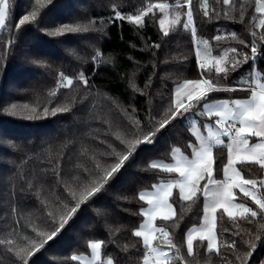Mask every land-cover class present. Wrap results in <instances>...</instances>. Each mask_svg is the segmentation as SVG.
<instances>
[{
	"label": "trees",
	"instance_id": "1",
	"mask_svg": "<svg viewBox=\"0 0 264 264\" xmlns=\"http://www.w3.org/2000/svg\"><path fill=\"white\" fill-rule=\"evenodd\" d=\"M43 2L44 7L39 8L37 0H19L10 44L2 52L3 60L4 55L6 58L4 67H0V75H3L0 89V264H22L14 252L8 251V240L13 241L11 247L15 250L35 238L32 227L39 224L43 230H48L42 224L46 210L42 209L41 201H50L56 187L55 171L58 168L67 178L69 174H75L78 164L103 152L105 145L101 141L112 142L115 136L121 135L122 126L128 123L133 109L135 119L143 126L134 131L142 139L143 135L159 126L158 123L149 125L150 115L159 122L167 118L175 87L184 80L201 79L192 34L182 25L165 37L160 30L161 13L158 10L145 18L143 28L127 19H112L116 10L131 14L155 3L173 5V12L180 13L183 19L187 7H175L177 0ZM209 4L215 13L220 14L219 19L213 15L208 20L198 11L199 0L194 4L201 50L205 40L209 42L213 55H220L230 47L241 48L235 40L218 42L214 39L217 35L234 31L249 43L250 51L251 31L256 30L258 36L261 34L254 29L259 18L255 14V0H232L227 6L223 0H209ZM38 8L35 23L24 26L22 30L16 29L15 24L24 15ZM241 11L244 23L240 22ZM224 12L235 19L224 18ZM90 22L95 23L88 32L50 35L63 24L87 25ZM156 44H160V48H155ZM97 50L101 53L99 62L92 59ZM261 51L264 52V48ZM256 66L264 70V54L258 56ZM61 72L74 79L71 87L64 88L58 84ZM81 72L89 78L87 87L75 81ZM248 72L249 68L245 66L231 79L236 81ZM205 77L216 80L214 72L205 73ZM241 96L245 94L215 92L209 94V101ZM13 105L16 106L15 114ZM45 108L49 109L47 115L44 114ZM63 108L69 110L52 114V109ZM125 110L129 115H125ZM191 119L202 120L205 117L193 113L187 118H178L161 129L153 143L140 145L106 190L82 206L53 241L29 258V264H78L70 261V257L88 253V239L104 240V257H113L117 264H141L143 242L132 234L143 218L141 209L145 202L139 199V193L154 183L176 179L177 173L152 169L150 165L155 161H171L174 147L185 154L191 153V149L185 150L189 141H195L190 130ZM213 157L214 168L218 166L214 177L220 179L227 161V149L222 145L214 146ZM114 162L107 161L108 164ZM236 167L245 178L259 179L263 176L257 165L237 164ZM237 198L245 200L250 207H256L243 195ZM170 202L176 217L171 221L159 218L156 224L172 233L173 242L180 248L179 254L185 257L187 264H241L236 256L243 260L248 251L252 252L248 264H264V228L260 227L264 218L251 223L233 221L218 210L215 231L219 243L223 245L225 240L229 243L235 240L236 249L222 247L219 254L208 252L207 243L197 241L194 255L189 257L186 232L201 221L202 193L193 202H185L180 200L174 188ZM237 231L240 235H233ZM250 240L256 243L255 249L250 248ZM154 244L158 242L154 241Z\"/></svg>",
	"mask_w": 264,
	"mask_h": 264
},
{
	"label": "snow or ice",
	"instance_id": "2",
	"mask_svg": "<svg viewBox=\"0 0 264 264\" xmlns=\"http://www.w3.org/2000/svg\"><path fill=\"white\" fill-rule=\"evenodd\" d=\"M47 2L51 3V0H47ZM231 3L232 0H223V4L226 6ZM194 4L195 0H183V3L177 0L175 7H187L183 19L180 13L173 12V5L168 3L149 4L138 14L125 16L120 10L115 12V17L112 19H127L129 23L143 28L145 18L149 14L154 15L155 11L158 10L162 14V18L159 20L160 30L165 37L180 25L185 31H190L196 49L201 79L184 80L183 84L177 86V95L187 85L194 86V90L186 93L183 99L173 98L167 118L163 119L162 122L156 121V117L150 115L149 125L158 123L159 126L154 131H149L143 135L142 139L134 131L143 127L141 122L134 117L135 110L133 109L131 115L125 110V115H129L128 123L122 126L121 135L115 136L112 142L101 141V144L105 145L103 152L96 153L84 160L83 163L78 164L75 174H69L67 178L63 175L62 169L58 168L55 171L57 182L56 187L52 190L51 199L50 201H41L42 209L46 210L42 224L48 230H43L39 224L32 227L35 238L30 239L26 246L15 250L11 247L13 241H7L8 251L14 252L18 262L29 264V258L44 249L50 241H53L73 220L82 206L92 202L106 190L109 183L122 170L126 162L132 158L140 145L153 143L161 129L170 125L174 120L182 117L187 118L188 114L193 113L198 117H207L208 122L202 124V131L197 121H192V135L195 137V141H189L185 147V150L191 149V158L185 156L180 148H173L174 163H152L150 165L152 169L178 173L179 178L167 183L154 184L152 186L154 190L151 192L142 191L139 193V199L146 201L149 205L148 209H141V213L146 217L145 222L132 233L135 237L142 238L143 241L144 253L141 264H187L185 257L179 254L180 248L173 242L172 233L166 228L156 227L154 224L157 217L164 221H171L176 217L175 209L169 202L173 196L172 189L174 187L179 188L181 201L193 202L201 193L205 199L206 223L199 230L192 229L187 234V256L189 257L194 255L195 242L197 241L201 244L206 242L208 252L215 251L219 254L222 247L236 249L235 240L230 243L225 240L223 245L219 243L215 231L218 209L226 213L233 221L245 220L251 223L257 218H264V176L259 179L245 178L236 167L237 164L257 165L259 170L264 172V70L256 66L258 56L264 54L261 51L264 48V0H255V14L259 18L258 22L254 23V29L259 30L261 34L258 36L256 30L251 31L250 51H248L249 43L233 31L226 35H217L214 39L218 42L224 39L235 40L242 47L239 49L237 47L227 48L220 55H213L207 40L203 41L204 48L201 50L197 40ZM37 5L39 8H43V0H37ZM39 8L24 15L19 23L15 24L16 29L22 30L24 26L35 23ZM9 11V0H0V28L6 26ZM198 11L202 12L203 17L208 18V20H211L213 15L217 19L220 18V14L215 13V10L210 7L209 0H199ZM223 16L224 18L235 19V17H229L227 12H224ZM255 19L256 16H254ZM240 22L244 23L242 11ZM94 23L90 22L87 25L80 23L63 24L50 35L61 36L67 33L88 32ZM160 46V44L154 45L157 49ZM100 57L101 53L97 50L92 59L99 62ZM245 66L249 68L248 74L240 75L238 80L232 81V75L241 72ZM213 72L216 80L205 77V73ZM75 81L81 82L85 87L89 84V78L84 72L79 73L75 77ZM73 83V78L64 75L63 72L60 73L59 85L69 88ZM215 92H240L244 93L247 99L208 102L209 94ZM27 107L25 105V108ZM15 108L16 106L13 105V114H15ZM68 110L67 108L52 109V114L55 115L57 111ZM31 111L35 112V109ZM48 111L49 109L45 108L44 114L47 115ZM222 137L228 138L227 144ZM251 137H256V142H250ZM221 145L227 149V162L223 165V179L216 180L214 172L218 170V166L217 168L213 166V148ZM121 148L123 151H118ZM177 153L180 154L178 159L176 158ZM108 160H115L116 162L108 164ZM201 181H206L202 187ZM235 189H239L243 193V197L250 199L256 207H249L247 203L243 202L236 203ZM209 215L211 216L210 222L207 221ZM260 227L264 228V224ZM237 228L239 229L238 224ZM233 235L239 236L240 231L233 233ZM25 239L28 238L25 237ZM154 241H157L158 244H154ZM248 243L251 249H255L256 243L253 240ZM105 245L104 240L88 239L86 248L89 255L73 254L70 261L78 262V264H117L111 256L105 259L103 255ZM251 255L252 252L248 251L243 260L240 256H236V260L240 261L241 264H248V258Z\"/></svg>",
	"mask_w": 264,
	"mask_h": 264
},
{
	"label": "rangeland",
	"instance_id": "3",
	"mask_svg": "<svg viewBox=\"0 0 264 264\" xmlns=\"http://www.w3.org/2000/svg\"><path fill=\"white\" fill-rule=\"evenodd\" d=\"M141 9H137L136 11H135V13H131V14H138V12L140 11ZM117 11V10H116ZM122 15H128V14H124V13H122ZM162 18V14H161V16H160V18H159V20ZM9 44H10V37H8L7 39H6V42H5V46H9ZM183 84V83H182ZM181 85V84H180ZM178 86V85H177ZM177 86L175 87V89H174V98L175 99H181L182 97H185V94L186 93H188V92H190V89H191V86L192 85H187V86H185L184 88H182L181 89V92H180V94L179 95H177L176 94V88H177ZM196 121H197V123L201 126V130L203 131V128H202V124L203 123H205V122H208V120H205V119H202V120H197V119H195ZM192 121H193V119H191L190 121H189V124H190V130H191V132L193 131V129H192ZM205 135H206V133H205ZM223 139V138H222ZM224 140V139H223ZM224 142H225V140H224ZM174 148H178V147H174ZM182 151V150H181ZM183 152V151H182ZM183 154L185 155V156H188L189 158H191V153L188 155V154H185L184 152H183ZM179 156H180V154L179 153H177L176 154V158L178 159L179 158ZM175 161H174V159H173V156H172V160L171 161H168V162H165V161H155L154 163H157V164H172V163H174ZM179 178V174L177 173V177H176V179H178ZM175 179V180H176ZM216 179V178H215ZM223 179V174H222V178H220V179H216V180H222ZM201 183V187L203 186V184L204 183H206V181H201L200 182ZM149 189V188H148ZM179 190V188L177 187V191ZM235 190H237L238 192H239V194L240 195H243V193L242 192H240V190L239 189H235ZM234 190V192H235V195H236V203H246L245 202V200H243V199H238L237 197L238 196H240L239 194H237L236 193V191ZM144 191V190H143ZM146 191V190H145ZM203 196V195H202ZM248 205V204H247ZM148 204H147V202L145 201V205H144V208L143 209H148ZM249 206V205H248ZM204 207H205V199H204V197H203V211H202V216H201V221H200V223L198 224V225H193V226H191L189 229H188V231H187V233H186V238H187V234L189 233V231L190 230H192V229H197V230H199L200 228H201V226L202 225H204L205 223H206V217H205V212H204ZM250 207V206H249ZM219 210V209H218ZM145 220H146V217L143 215V218H142V223H144L145 222ZM207 221L208 222H210L211 221V216L209 215L208 217H207ZM186 248H187V243H186Z\"/></svg>",
	"mask_w": 264,
	"mask_h": 264
},
{
	"label": "flooded vegetation",
	"instance_id": "4",
	"mask_svg": "<svg viewBox=\"0 0 264 264\" xmlns=\"http://www.w3.org/2000/svg\"><path fill=\"white\" fill-rule=\"evenodd\" d=\"M18 3H19V0H9V6H10L9 18L6 21V26L3 28H0V67L1 66L4 67V61H5L6 55H4V60H3L2 52L5 47L7 49V46H5V42H6V39L10 37L11 32H12L14 16H16ZM2 79H3V75H0V89L2 85Z\"/></svg>",
	"mask_w": 264,
	"mask_h": 264
},
{
	"label": "crops",
	"instance_id": "5",
	"mask_svg": "<svg viewBox=\"0 0 264 264\" xmlns=\"http://www.w3.org/2000/svg\"><path fill=\"white\" fill-rule=\"evenodd\" d=\"M194 90V86H191V89H190V91H193ZM184 97H182L181 99H183ZM232 99H247V96L245 95V96H241V97H236V98H232ZM222 100H228V99H225V98H219V99H214V100H210V101H208V102H217V101H222ZM205 120H208V118L207 117H205ZM195 138V137H194ZM224 140H225V144H227L228 143V138L227 137H222ZM256 137H251L250 138V142H256ZM227 162V161H226ZM263 176H264V172H263ZM168 181H175V180H166V181H160V182H157V183H154V184H160V183H167ZM153 184V185H154ZM152 185V186H153ZM150 187L149 189L147 188V189H144V191L146 190V191H148V192H151V191H153L154 189H153V187ZM174 188H176L177 189V187H174ZM174 188L172 189V192H173V190H174ZM143 191V190H142ZM141 191V192H142ZM178 193H179V190H178ZM145 202V201H144ZM170 202V201H169ZM171 203V202H170ZM144 208V207H143ZM148 208H149V206H148ZM174 208V207H173ZM142 216H143V214H142ZM157 219H159V217H157ZM156 219V220H157ZM156 220L154 221V224H155V226L156 227H158L157 226V224H156ZM141 224H143L142 223V221H141V223H140V225ZM140 225H139V227L138 228H140ZM137 228V229H138ZM188 231V230H187ZM187 233V232H186ZM142 239V238H141ZM143 242V241H142ZM78 255H80V254H78ZM83 255H89V252L88 253H85V254H83ZM105 259H107V258H105Z\"/></svg>",
	"mask_w": 264,
	"mask_h": 264
}]
</instances>
